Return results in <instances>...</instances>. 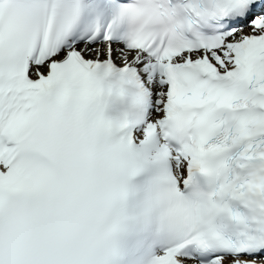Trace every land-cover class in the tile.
<instances>
[{
    "label": "snow or ice",
    "instance_id": "6c2138e0",
    "mask_svg": "<svg viewBox=\"0 0 264 264\" xmlns=\"http://www.w3.org/2000/svg\"><path fill=\"white\" fill-rule=\"evenodd\" d=\"M0 264H264V0H0Z\"/></svg>",
    "mask_w": 264,
    "mask_h": 264
}]
</instances>
